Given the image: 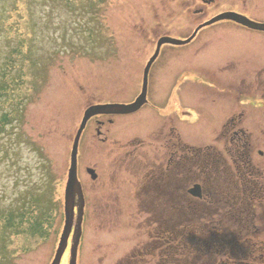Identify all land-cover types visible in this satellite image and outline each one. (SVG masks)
<instances>
[{
    "label": "rangeland",
    "instance_id": "obj_1",
    "mask_svg": "<svg viewBox=\"0 0 264 264\" xmlns=\"http://www.w3.org/2000/svg\"><path fill=\"white\" fill-rule=\"evenodd\" d=\"M164 5L161 0H0V73L5 60H13L9 93L0 106V116L3 112L11 113V121L0 130V210L4 213L16 210L35 198L42 207H37L38 213L43 211L48 217L45 236L33 237L26 233L9 237L8 251L0 264L50 263V250L63 223V187L83 112L91 103L129 102L140 91V82L132 84L131 80H140L142 65L154 39L177 22V4L170 5L169 14L174 15L169 17L168 6ZM231 7L243 9L236 3ZM231 34L234 36L233 31ZM241 39L242 46L247 43L246 47L258 53L256 58L264 60V49L261 51L264 37L255 42H248L245 36ZM22 43L26 53L24 46L19 49ZM196 45L197 42L186 46L173 59L165 52L150 73L149 96L159 103H174L170 93H179L181 89L187 110L199 108L197 116L190 114L180 124L182 138L187 144L201 147L216 144V134L230 113L229 102L235 111L240 105L236 102L235 88H218L205 80L211 74L201 73L199 81L188 75L181 85L185 69L194 73L191 70L200 67L196 59L205 68H212V62L217 60L215 54L220 53L216 47L206 56L196 55L194 59ZM239 92L248 95L249 101H244L249 110L244 128L254 139V156L256 149L264 151V99H259L257 85L251 84ZM158 123L155 111L144 107L134 116L118 118L113 135L120 139L144 136ZM94 126L90 121L82 137L83 156L79 162L89 212L84 242L89 244L92 256L85 252L78 264H114L116 256L125 257L132 246L142 249L146 245L152 224H147L146 214L136 212L137 177L131 170L117 171L121 177L117 188L119 198L97 183L93 184L100 190H90L92 182L84 166H95L100 174H109L111 165L105 171L101 165L110 162L116 152L110 153L114 146L104 147L97 140ZM259 158L264 163V156ZM187 163L189 158L186 166ZM256 172L264 177V164ZM110 209L118 211L113 215ZM103 221L113 222L111 225ZM153 221L156 222L152 228L167 238L165 245L170 241L172 229L182 232L178 221L194 228L201 222L199 214L190 208L169 212L168 221L173 228L165 223L160 228L162 221L158 217ZM247 226L249 233L255 230ZM233 227L239 226L234 223ZM232 232L237 238L240 232L244 234L240 229L232 228L230 235ZM256 233L264 240V220L259 221ZM152 252L153 257L149 253L136 264H168L173 256L165 253L158 260L155 251Z\"/></svg>",
    "mask_w": 264,
    "mask_h": 264
},
{
    "label": "flooded vegetation",
    "instance_id": "obj_2",
    "mask_svg": "<svg viewBox=\"0 0 264 264\" xmlns=\"http://www.w3.org/2000/svg\"><path fill=\"white\" fill-rule=\"evenodd\" d=\"M161 1H163V5L165 4L164 6H168V17L173 14H169L170 5L174 2L177 4V22L171 26L170 30L169 28L167 29L169 31L154 39V44H152L149 54L142 65L143 70L142 74H140V80H136L135 78L131 80L132 84L140 82V91L129 102L91 103L86 106L83 112L84 115L87 108L100 105L99 108L88 110L90 115L79 139L74 168L75 176L67 189V197L72 198L71 229L59 264H78L85 252L90 255V258L92 256L88 251L89 244L87 241L84 242L85 234L89 227V212L87 210V189L82 183L79 171V162H81L83 156V153H81V140L90 121L95 125L94 132L97 140L104 147L107 144L114 146V148H110V153L116 151L114 153L115 157L110 162L106 165H101L104 171L111 165L109 174H100L98 168L95 166H84V172L92 182L90 185L91 191L95 189L100 190L96 188V184H93L97 183L98 186L102 188L106 187V191H110L119 198L120 194L117 193V188L121 177H119L117 171L120 172L123 169L127 171L131 170L137 177L136 194L134 197L138 203V205L136 204V209L138 210L136 212L146 214L147 224L151 223L153 227L154 222H156L153 221V218L158 217L162 221V223H159L160 228L164 227V223L170 226V222L168 221L169 212L175 208L179 212H182L185 208V197L187 194L185 183L187 145L182 138L180 124L187 121L185 114L187 111L197 116L199 108L187 110L186 103L181 96V89L179 93H170L174 97V103L167 102L163 104L151 99L149 96V82L146 101L138 105L139 99H137L141 93L145 65L154 55L157 44L162 39L175 38L187 40L190 38L185 44H161L158 48V54L150 66L149 76L155 65L161 61V57L165 56V52H168L170 58L173 59L174 55H178L180 50H185L186 46L197 42L193 52V57L196 59V55L206 56L210 49L220 48V53L215 54L217 55V60L212 62V68H205V64L196 59L195 61L200 67H194L195 69L191 70L195 74L189 73L185 69L181 77V85L188 75L199 81L198 78L201 76V73H208L211 75L209 79L205 78V80L211 85L228 90L235 88L236 90L233 91L236 93V102L240 105V109L235 111V107L229 102L231 105H229L230 113L220 128L222 143H225V149L230 151L234 150L237 146L250 148L243 135L246 132L244 123L247 120L249 112L248 108L244 106V101L249 100L246 99L247 94L240 93L239 91L251 84L257 85L261 95L259 99H264V60L260 59V57L256 58V54L258 53L246 47L247 43L243 46L240 43L244 41L241 39V36H245L248 42H255L260 37H264V0H221V2L219 0ZM233 3L241 5L243 9L241 11L237 10V7L233 9L231 7ZM219 4L221 5L219 6ZM211 20L214 21L209 23ZM206 22L208 24L201 26ZM199 26L201 28L197 29ZM231 31H233L234 36H232ZM177 34H181L182 37H177ZM129 41H132V39ZM130 46L132 47V45ZM263 49L264 46L261 47V51ZM226 73L230 74V76L227 77ZM200 79L204 78L200 77ZM134 102L136 103V109L126 108V106H131ZM114 103L122 106L114 105ZM144 107H150L155 111L159 118L158 125L150 129L144 136L135 135L126 139H120L113 135V131L117 127L118 118L130 115L134 116ZM182 112H184V115L181 114ZM106 154L108 155V152ZM127 161L130 162L129 165H126ZM196 161L201 165L198 156L196 157ZM252 165V169L256 170L259 169L260 165L262 166V162L257 159ZM89 169L94 170V174H91ZM67 179L68 172L66 182ZM65 186L66 183L63 187L64 189ZM62 197L64 204V192ZM118 209H110L109 213L114 215V212H117ZM91 211L94 214V206ZM64 220L63 205L62 228ZM103 222L111 224L113 221ZM172 224L175 225V223ZM178 224L185 225L181 221H178ZM152 227L149 231L150 240L142 249L137 245L132 246L125 257L117 255L115 258L117 260L114 264H136L138 261L146 259V255H149V253L153 257L152 250L155 251L158 260H162L163 254H165L164 247L167 238ZM153 229L155 230L153 231ZM55 240V244H53L50 250V261L53 259L58 247L59 236ZM117 245L116 243L113 244L115 248ZM110 258L111 256L108 259Z\"/></svg>",
    "mask_w": 264,
    "mask_h": 264
},
{
    "label": "trees",
    "instance_id": "obj_3",
    "mask_svg": "<svg viewBox=\"0 0 264 264\" xmlns=\"http://www.w3.org/2000/svg\"><path fill=\"white\" fill-rule=\"evenodd\" d=\"M12 63L13 60L7 58L0 73V106L9 93ZM10 116L9 112L1 114L0 130ZM187 156L190 157V166L186 172V185L199 182L203 195L196 199L187 193L185 208L199 214L201 222L195 228L188 226L187 222L180 225L181 233L172 229L169 234L171 244L169 241L164 247L165 253H173L168 264H264V240L256 233L259 221L264 220V177L252 170L247 153L237 151L234 171L213 148H187ZM197 156L201 157V165L196 161ZM198 170L199 178L194 173ZM38 206L32 198L16 210L5 213L0 210V260L6 254L7 238L28 235L26 233L33 237L44 235L48 217L43 211L38 213ZM234 223L239 227H233ZM247 225L255 230L249 233ZM232 228L240 229L244 234L240 232L238 238L234 232L230 235Z\"/></svg>",
    "mask_w": 264,
    "mask_h": 264
},
{
    "label": "water",
    "instance_id": "obj_4",
    "mask_svg": "<svg viewBox=\"0 0 264 264\" xmlns=\"http://www.w3.org/2000/svg\"><path fill=\"white\" fill-rule=\"evenodd\" d=\"M172 42L173 43H177V44L181 43L179 41H173V40H172ZM159 44H158V46H159ZM156 53H155V55H156ZM154 56L148 62L147 66L145 68L144 80H143V91H142L141 96L138 98L139 99L138 105L145 101V90H146V85H147V72H148V69H149V66H150L152 60L154 59ZM135 105H136V103L132 104L131 106H126V108H128V109L129 108L136 109ZM87 118H88V115L85 114L84 117H83V120H82V122L80 124V127H79V129H78V131L76 133L75 139H74L73 148H72V152H71V168H70V173H69V183H72L73 180H74V176H75L74 175V168H75V160H76V152H77L78 140H79L81 131L84 128V125H85V122H86ZM190 193L195 195V196H200L199 186L196 185L192 189H190ZM71 202H72V198L71 197H66V201H65L66 225H65L62 237H61L60 245H59V247L57 249V252H56V255L54 257V260H53L52 264H59L61 255H62L63 250H64V246H65L66 241H67L68 233H69V230H70L71 217H72V208H71L72 207V203Z\"/></svg>",
    "mask_w": 264,
    "mask_h": 264
}]
</instances>
